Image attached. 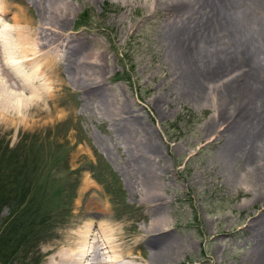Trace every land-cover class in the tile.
<instances>
[{
  "label": "rangeland",
  "instance_id": "1",
  "mask_svg": "<svg viewBox=\"0 0 264 264\" xmlns=\"http://www.w3.org/2000/svg\"><path fill=\"white\" fill-rule=\"evenodd\" d=\"M59 2L0 1V10L7 8L0 22L27 38V46L46 51L37 44L58 40L49 49L57 64L54 82L43 83L49 94L33 105L40 112L32 108L24 118L18 114L22 119H0V145L3 155L8 154L4 163L18 166L10 173L5 166L0 169V200L10 202L0 205V256L9 257L10 264H55L56 252L65 249L72 233L92 222L91 234L105 227L115 233L110 237L116 238L117 249L134 246L133 254L146 258L152 250L147 240L161 235L150 229L157 217L142 176L145 163L151 162L163 186L157 193L168 220L165 232L184 241V249L171 245L166 264H255L263 258L264 238L253 237L248 221L263 206L259 195L264 189L255 194L257 178L246 162L238 160L222 172L217 154L232 135H218L224 124L205 129L223 114L218 108L221 94L210 91L195 99L181 92L157 41L172 15L155 0ZM85 11L93 21L75 28ZM31 64L32 70H42V79L48 76L43 57ZM0 70L10 78L2 63ZM29 139L31 145L43 143L41 151L48 157L28 149ZM95 158L108 165L114 189L121 193H107L91 178L88 165ZM239 184L251 190L241 192ZM51 201L54 206H47ZM27 221L35 222L33 231ZM15 236L16 242H22L18 237L32 238L15 245L9 255L6 242Z\"/></svg>",
  "mask_w": 264,
  "mask_h": 264
},
{
  "label": "bare ground",
  "instance_id": "2",
  "mask_svg": "<svg viewBox=\"0 0 264 264\" xmlns=\"http://www.w3.org/2000/svg\"><path fill=\"white\" fill-rule=\"evenodd\" d=\"M30 1L40 3V0ZM47 1L59 2L44 0L45 3ZM155 1L160 9L172 15L163 22L157 41L163 45L159 48L176 75L181 92L195 99L203 98L210 91H214V95L217 92L221 94L218 108L223 114L219 112L205 129H210V126L215 129L216 125L224 124L223 131H218V135L222 132L232 135L217 154L222 172L229 171L228 168L237 165L238 160L246 162L250 172L256 175L254 192L258 193L264 189V157L263 161L259 159L264 154V0ZM6 9L2 8L0 14ZM15 19L25 20L23 17ZM3 24L0 22V27ZM38 25L41 27V24ZM23 40L25 44L21 59L31 63L43 57L49 74L42 79V70L38 67L33 68L31 73L23 72L20 69L21 59H17L19 46L8 53L2 52L0 64L7 68L10 75L9 78L0 70V119L3 120L12 119L19 113L22 118L26 117L34 104H40L42 98L48 96L49 93L43 90V83L47 80L54 82L51 75L57 64H54V54L49 49L50 45H57L58 40H53L47 46L37 44L46 51H41L37 46L30 48L27 46L29 40L24 37ZM8 48L5 44V52ZM73 73L74 70V79L76 76ZM217 75L220 78L216 79ZM19 115L18 119H22ZM148 149L156 152L153 144H148ZM144 166L142 176L148 188L147 200L152 203L157 217L150 229L154 235L161 234L159 238L148 241L150 230L144 233L148 248H152L147 257L143 259L134 255V246L117 249L116 238L110 237L115 233L112 234L105 227L101 226L98 234H91L93 223L90 222L84 230L72 233L70 241L65 239L67 246L56 252L55 264H137L136 261L141 264H166L174 242L178 243V248L184 249V241L174 240L165 232L168 220L163 215L165 210L161 211L162 197L157 193L161 185L157 182L153 164L150 162L147 165L146 162ZM259 196L263 206L248 221L256 239L258 236L264 238V195ZM255 264H264V257Z\"/></svg>",
  "mask_w": 264,
  "mask_h": 264
},
{
  "label": "trees",
  "instance_id": "3",
  "mask_svg": "<svg viewBox=\"0 0 264 264\" xmlns=\"http://www.w3.org/2000/svg\"><path fill=\"white\" fill-rule=\"evenodd\" d=\"M82 16L84 17L83 21H81L75 28H78L80 26L89 27V25H87V23H90L91 21H93L92 17H91L92 15L89 16V14L86 11L84 12V14ZM85 19H86V21L84 22ZM28 137H30V135ZM25 142L27 144L28 149L34 150V152H36L38 157H46V158L48 157V154L45 152V150L41 151V148H45L43 143H36L35 142L34 145H31L30 139L28 141H25ZM3 154H4V148H3V145H0V169L5 166L4 170H6L5 171L6 173L13 172L18 166H13L10 168V164L5 165L4 160L8 159V154L7 153H5V155H3ZM34 156L37 159V156L36 155H34ZM93 161H94V164L88 165L92 179L97 184L103 186L104 190L107 193H113L114 196H116L117 193H121L119 188H117L116 190L114 189V180L111 179L113 175H112L111 170L109 169L108 165L106 163H104V161L101 159L97 160V158H95V160H93ZM14 163L15 162H12V164H14ZM44 163H47V162H44ZM47 165L52 167V166H55L56 164H48L47 163ZM1 176L2 175L0 174V178H1ZM43 190H45V187ZM1 195L2 194L0 192V197H1ZM114 196H111V200H112V197H113V199H115ZM2 198H3V200L2 201L0 200V205L3 202L4 203H10L6 198H4V197H2ZM55 198L57 201V208H61L60 205L62 203V196L58 195V196H55ZM48 200H50V199H47L46 201H48ZM54 204H55V202L51 201L50 203H47V206L48 205L54 206ZM8 222L10 223L11 220ZM32 224H35V222H33V221H27L26 222V225L29 227L30 231H33L30 228V227H32L31 226ZM45 229H46V227H43V226L41 227L42 231H45ZM36 232L40 233L39 230H36ZM33 234L36 235L35 233H33ZM18 238H21L22 242H16L18 240L17 236L13 237L10 241L6 242V245L8 244L7 245L8 250H12L9 255H11L13 252H15V245H18V244H21L27 240H30L32 237L24 236V237H18ZM0 260H1L2 264H7L9 261V257L6 258V257L0 256ZM8 264H10V263H8Z\"/></svg>",
  "mask_w": 264,
  "mask_h": 264
},
{
  "label": "clouds",
  "instance_id": "4",
  "mask_svg": "<svg viewBox=\"0 0 264 264\" xmlns=\"http://www.w3.org/2000/svg\"><path fill=\"white\" fill-rule=\"evenodd\" d=\"M10 27H12V25H10L8 22H4L2 27H0V61H2V52L5 47V44L9 46L12 45L19 46L17 49L18 51L17 59H21V55L24 51L25 41L23 40L22 36H20L18 33L14 31L13 32L7 31ZM21 64L27 73H31L32 65L30 62L21 59ZM17 85H19V83H17ZM237 187L239 191L245 193L251 190L250 185H246V184H239Z\"/></svg>",
  "mask_w": 264,
  "mask_h": 264
}]
</instances>
